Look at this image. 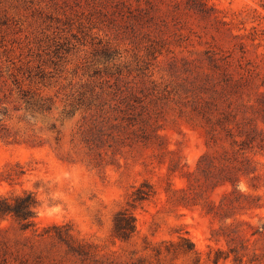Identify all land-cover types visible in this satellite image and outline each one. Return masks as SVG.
Wrapping results in <instances>:
<instances>
[{
  "label": "rangeland",
  "instance_id": "obj_1",
  "mask_svg": "<svg viewBox=\"0 0 264 264\" xmlns=\"http://www.w3.org/2000/svg\"><path fill=\"white\" fill-rule=\"evenodd\" d=\"M173 2L154 1L159 10L149 22L135 0H0V195L29 190L38 202L36 232H22L10 217L0 221V264H131L185 232L198 264H212L209 246L225 248L220 234L230 228L245 232L246 256L264 253V152L252 155L254 171L240 178L249 204L223 219L183 204L185 178L168 173V153L158 156L177 151L193 169L206 150L201 122L181 105L189 67L221 58L222 66L253 68L264 87V0H211L229 31ZM128 92L139 100L129 99L133 111L121 102ZM92 121L107 139L97 147L86 142ZM144 122L161 138L120 139ZM142 181L155 193L134 209L136 232L121 241L112 233L114 214ZM226 189L208 194L219 200ZM64 223L88 255L51 236L52 225ZM163 264L195 263L189 254Z\"/></svg>",
  "mask_w": 264,
  "mask_h": 264
},
{
  "label": "trees",
  "instance_id": "obj_2",
  "mask_svg": "<svg viewBox=\"0 0 264 264\" xmlns=\"http://www.w3.org/2000/svg\"><path fill=\"white\" fill-rule=\"evenodd\" d=\"M154 1L165 2L143 0L147 6L144 8L140 0H135V10L141 18L149 22L154 20V13L159 10V7H155ZM182 3L186 12L198 14L216 31L231 29L230 22L211 0H174L173 6L179 10L178 6ZM250 39L254 40V37ZM239 45L244 46V43L241 41ZM220 59L208 56L211 66L189 67V73L180 84L184 94L182 109L190 117L201 122L205 133L206 150L199 156L193 169H189L181 162V155H178L177 151L161 150L158 156L161 158L168 153V173H178L185 178L186 186L180 188L179 197L183 204H200L206 214L223 219L229 217L227 215L232 210L242 208L250 202L249 197L238 189V185L242 176L254 171L252 155L264 152V128L259 125V122L264 125V87L253 68L222 66L219 64ZM228 63L224 61L223 65ZM129 99L133 102L139 100L133 92L122 95L121 102L132 110L134 106ZM136 114L141 116L142 110ZM136 116L132 114L126 119L135 120ZM123 118L125 117H121ZM100 123L91 122L88 128L89 136L86 138L87 143L96 147L107 140L104 138V128ZM128 123L134 126L138 122ZM143 124L125 132V136L120 139L129 142L138 140L148 142L152 138H161V135L155 132V126H150L147 122ZM157 144L160 149H165L163 142ZM107 146L112 147V144L109 143ZM218 186H229V189L222 193L219 200H215L208 194V189L213 190ZM154 193L153 185L148 181H142L133 189L126 204L114 214L112 233L115 238L128 241L134 235L136 232L134 209ZM37 205L35 194L29 190H23L18 194L0 195V221L10 217L22 232H36ZM51 228L54 231L51 236L65 244L70 252L80 256L88 255V245L73 238L68 223L52 225ZM255 233L257 230L250 232L251 235ZM220 235L226 247L209 246L207 261L219 264L231 258L235 264H264V253L258 255L253 252L250 257L246 256L248 238L242 230L230 228ZM189 254L193 256L195 264L201 261L200 252L185 232L178 234L175 240L161 241L151 249L149 256L137 257L131 264H163L167 260Z\"/></svg>",
  "mask_w": 264,
  "mask_h": 264
}]
</instances>
